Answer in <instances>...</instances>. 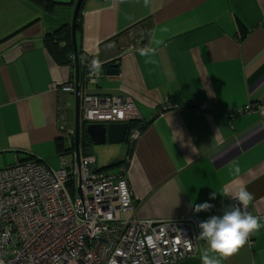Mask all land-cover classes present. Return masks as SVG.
Masks as SVG:
<instances>
[{"label":"crops","instance_id":"0c3cea01","mask_svg":"<svg viewBox=\"0 0 264 264\" xmlns=\"http://www.w3.org/2000/svg\"><path fill=\"white\" fill-rule=\"evenodd\" d=\"M51 1L47 10L0 0V169L30 159L59 169L60 146L69 149L76 97L61 87L76 82L75 58L64 64L47 37L71 26L77 0ZM81 10L79 57L90 71L98 61L101 74L83 82L81 102L130 97L144 125L133 148L100 168L124 172L134 199L128 218H205L193 207L205 202L222 216L236 205L229 193L244 187L248 211L264 224V0H85ZM146 47L155 52L141 56ZM110 63L119 75H106ZM167 103L178 107L165 111ZM205 243L177 264H202ZM222 264H264V227Z\"/></svg>","mask_w":264,"mask_h":264},{"label":"built area","instance_id":"2783aa9c","mask_svg":"<svg viewBox=\"0 0 264 264\" xmlns=\"http://www.w3.org/2000/svg\"><path fill=\"white\" fill-rule=\"evenodd\" d=\"M100 76L91 72L89 82L97 84ZM61 91L75 96L76 82ZM177 107L167 103L163 110ZM139 119L130 97L82 98L81 122L129 124L130 148L142 133L140 125L130 124ZM74 133L75 128L66 131L69 148ZM96 162L83 151L79 160L74 150L59 169L39 161H16L0 169V264H177L197 254L198 225L217 216L214 204L205 218H128L134 199L124 172H99L93 168Z\"/></svg>","mask_w":264,"mask_h":264},{"label":"clouds","instance_id":"9594fccd","mask_svg":"<svg viewBox=\"0 0 264 264\" xmlns=\"http://www.w3.org/2000/svg\"><path fill=\"white\" fill-rule=\"evenodd\" d=\"M144 3L147 6L149 0H144ZM155 43L159 45L161 41L156 40ZM139 52L141 56H148L154 53L155 49L146 47L140 49ZM99 67L98 61L91 62L93 71H97ZM73 148L75 150L74 146ZM235 171L239 173L240 169L237 167ZM229 195L238 202L237 205L227 208L222 216H211L198 225L200 233L195 239L206 242L201 254L202 264H222L223 260L233 256L248 242L251 234L264 227L259 217L247 211L253 196L246 188L240 187L235 192H230ZM215 198L213 194L211 199ZM193 207L195 212L199 213L210 210L213 205L205 202L195 204Z\"/></svg>","mask_w":264,"mask_h":264},{"label":"water","instance_id":"95a60500","mask_svg":"<svg viewBox=\"0 0 264 264\" xmlns=\"http://www.w3.org/2000/svg\"><path fill=\"white\" fill-rule=\"evenodd\" d=\"M85 0H77L73 21L71 24L72 30V44L75 58L76 68V105H75V133L71 136L70 140L74 143L77 157L80 160L82 151L85 150L87 144L94 146H105V145H119L126 142L129 124H90L87 125L81 122V81L83 80L81 74V64L78 52L77 44V21L81 11V7ZM107 76L119 75V69L117 65H111L106 69Z\"/></svg>","mask_w":264,"mask_h":264},{"label":"trees","instance_id":"16d2710c","mask_svg":"<svg viewBox=\"0 0 264 264\" xmlns=\"http://www.w3.org/2000/svg\"><path fill=\"white\" fill-rule=\"evenodd\" d=\"M33 2H35L36 4H38L39 6H41L44 9H47V10L51 9L53 7V3L51 0H33ZM81 17H82V10L80 11V14L78 16L77 33H80L81 28H82L81 27V23H82ZM47 41H49V43L53 45L52 47L54 48L55 53L58 54L62 58V62L64 64L70 63L73 60V59L69 58V55H71L74 52L73 44H72L71 26H69V25L65 26L61 30H59L58 32L54 33L53 35H49L47 37ZM80 64H81V74H82V77L84 80V77H86V74L89 72V66L88 65L87 66L82 65L81 59H80ZM110 65H111V63L103 65L101 68L106 71V69ZM83 80H82V83L86 82L85 80L84 81ZM130 125H131V127H135L136 125H140L141 130H143V128H144V125L140 124V122L134 121ZM60 148H61V152H63V154H65V155L70 154L72 152V150L74 149L73 147L66 149L64 147V145H61ZM28 161H31V159ZM116 166H118V164L108 166L102 170L97 169V171H99V172L108 171V170L115 168Z\"/></svg>","mask_w":264,"mask_h":264},{"label":"rangeland","instance_id":"374dc122","mask_svg":"<svg viewBox=\"0 0 264 264\" xmlns=\"http://www.w3.org/2000/svg\"><path fill=\"white\" fill-rule=\"evenodd\" d=\"M87 125H89V124H87ZM87 145L88 146L85 147L86 155H93L98 159L96 164L93 165V168L95 170H97V169H100V168L107 166V164H112L118 157H120V152L122 153L121 149L128 147L129 144L127 142H125V143L119 144V145H108V147L111 149H114L115 152L110 153V154H106V155H104L103 151H101V149L104 146H94V145H90V144H87ZM119 150H120V152H119ZM120 169H121V167H115L111 170L104 171V172L105 173H117L120 171Z\"/></svg>","mask_w":264,"mask_h":264},{"label":"bare ground","instance_id":"6f19581e","mask_svg":"<svg viewBox=\"0 0 264 264\" xmlns=\"http://www.w3.org/2000/svg\"><path fill=\"white\" fill-rule=\"evenodd\" d=\"M110 66H111V65H110ZM110 66H109V67H110ZM91 72H96V71H93V70L90 71V70H89V72L86 74V83H88V84H91V83L89 82V75H90ZM96 73H97V72H96ZM80 84H81V85L83 84L82 81H81ZM89 95H93V94H89ZM84 96H86V95H84ZM96 96H99V95H96ZM73 151H74V149L72 150L71 153H73ZM71 153H70V154H71ZM67 155H68V154H67ZM31 161H36V160H31Z\"/></svg>","mask_w":264,"mask_h":264}]
</instances>
